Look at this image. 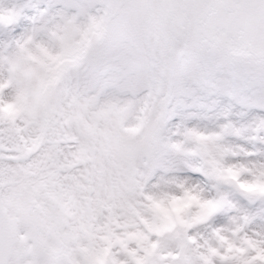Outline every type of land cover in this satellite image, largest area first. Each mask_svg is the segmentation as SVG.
<instances>
[{
	"label": "snow or ice",
	"instance_id": "snow-or-ice-1",
	"mask_svg": "<svg viewBox=\"0 0 264 264\" xmlns=\"http://www.w3.org/2000/svg\"><path fill=\"white\" fill-rule=\"evenodd\" d=\"M0 264H264V0H0Z\"/></svg>",
	"mask_w": 264,
	"mask_h": 264
}]
</instances>
